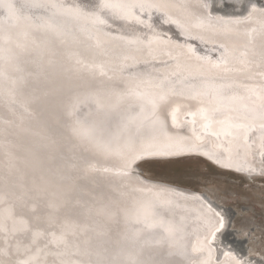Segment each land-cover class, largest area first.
<instances>
[{
	"label": "bare ground",
	"instance_id": "1",
	"mask_svg": "<svg viewBox=\"0 0 264 264\" xmlns=\"http://www.w3.org/2000/svg\"><path fill=\"white\" fill-rule=\"evenodd\" d=\"M153 1L164 2L167 11L170 7L174 9L173 14L178 15L175 21L184 35L189 33L187 38H180L181 31L166 19L150 18L137 8L130 10L133 14L127 19L108 13L104 16L105 24L95 23L90 14L96 11L99 0H3L0 38L5 43L15 44L21 52L9 56L8 67L17 69L20 57L43 49L52 56L58 55L75 74L88 70L102 83L116 77L125 85L113 97L119 95L121 105L137 103L141 106L142 103L144 108L153 105V97L164 101L162 112H147L143 122L134 118L138 114L136 105L132 111L129 108L107 121L106 131L123 148L151 141L160 145L163 135L157 130L163 126L168 136H179L186 142L182 147L178 144L156 146L159 150L176 153L170 156L195 154L223 168L252 174L254 164L261 158L264 160V0ZM38 2L49 7H32ZM120 2L133 4L130 0ZM8 4L16 9L14 14L10 13ZM51 4L57 7L52 8ZM58 20L72 23L68 32L58 27ZM64 34V41L73 40L78 48L85 50L86 57H92L91 64L72 60L70 56L74 51L69 48L72 43L67 42L65 50L55 46ZM154 48L158 51L144 55ZM3 51L0 47V54ZM29 80L40 81L36 77ZM206 109L211 111L206 113ZM2 118L0 115V125L5 120ZM56 136L60 137L58 140L64 138L58 130ZM56 152L59 154L52 163V172L57 178H65L72 168L79 167L86 173L89 169L105 173L123 171L122 168L115 171L116 167L110 163L89 161L80 152H69L65 144ZM128 175L137 179L129 185L152 202L181 207V211L176 209V216L184 215L191 224L189 229L197 230L189 236L186 256H175V251L165 243L142 248L143 241L142 246L138 245L139 251H130L115 239L112 246L104 247L105 241L110 242L105 236L90 237L95 235L91 229L105 228L102 219L96 215L85 217L83 208L72 213L59 212L55 225L49 226L44 211L36 215L26 211L23 215H8L5 208L10 203H2L0 251L4 254L0 255V264H20L26 260L32 264H130L131 261L139 264H264V250L258 251L257 247V256L244 254L243 258L223 247L218 249L225 218L203 193L143 173L129 172ZM36 232L42 235L34 243ZM235 232L248 238L249 253L255 251L250 233L244 235L245 229L241 227ZM80 233H90L86 247L79 243ZM97 242L103 244L95 245Z\"/></svg>",
	"mask_w": 264,
	"mask_h": 264
},
{
	"label": "water",
	"instance_id": "2",
	"mask_svg": "<svg viewBox=\"0 0 264 264\" xmlns=\"http://www.w3.org/2000/svg\"><path fill=\"white\" fill-rule=\"evenodd\" d=\"M130 2L137 5L141 3L159 5V7H145L144 9L137 7V9L141 14H147L146 16L150 18L164 21L166 19V22L174 24L178 27L175 29L181 31V34L178 35L180 38L188 37L189 33L184 35V31L175 21L178 15H174L176 13L173 11L174 9L172 10L170 7V10L167 11L164 8V2L153 0H130ZM166 16L174 18L169 20V17ZM71 24L68 21L58 20V27L64 32H68ZM64 36L66 34L61 40L56 41L55 46L65 50L67 42L72 43L69 47L74 51L70 56L73 57L72 60L75 62L84 60L85 63L91 64L92 57L88 55L86 57L85 50L78 48V44L73 40L64 41ZM2 39L0 38V47H3L4 51L0 54V115L5 120L0 125V205L10 203L11 206L5 208L7 214L19 213L23 215L26 211V213L36 215V213L44 211L49 220V226H51L55 225L56 215L59 212L72 213L83 208L85 217L96 215L102 219L105 225V228L102 226L101 230L92 231L91 229L90 232L95 235L90 237L97 238L101 234L110 242L104 240L105 245L102 242H97L95 245L103 244L102 246L109 247L116 239L118 244L124 248H128L130 251H139L138 245L142 246L143 241H145V245L142 248L147 246L155 248L165 243L175 251L173 253L175 256H186L189 236L194 235L197 230L189 229L191 224L188 223L189 221L184 215L176 216V211H181V207L168 206L163 202H152L150 198L139 194L137 188L129 185L137 180L128 175L129 172L145 173L140 168V163L172 159L176 156L145 154L134 161L130 170L124 168L125 157L130 151L134 150V154L142 150H159V147L156 146L164 144H178L182 147L186 142L179 136L163 135L160 137V141H162L160 145H155L151 141L126 149L106 131L105 126L109 119L122 115L129 108L132 111L135 105L138 114L134 118L143 122L147 112L148 114L152 110L162 112L164 101L153 97V105H145L144 108L141 107L142 103L141 106L137 103L121 105L122 101H120L119 95L113 97L117 94L116 92L120 91V88L125 86L123 82L121 83L116 77H113L111 81L102 83L88 70L81 74H75L74 70L72 72L67 68L63 59L60 60L55 54L50 55L48 50L42 49L34 55L26 54L24 58L20 57L16 63L17 69H11L8 67L7 59L9 56L21 52L15 44L5 43ZM156 51L158 49L154 48L144 55ZM125 55L131 60H136L135 57L131 58L128 54ZM35 77L40 79L39 83L29 80V78ZM113 82L116 83L113 84ZM106 91L109 94L106 95L104 93ZM210 111L211 109H206L204 112L209 113ZM74 129L81 135L74 134ZM56 130L61 133L63 139L58 140L60 137L56 136ZM82 136L89 138L84 139ZM63 144L66 145L69 152L75 154L80 152L89 161L110 163L116 167L115 171L120 168L123 171L105 173L89 169L86 173L79 167V169L72 168L70 174L68 172L65 178H57L52 172L54 170L52 163L59 154L56 151ZM202 160L222 171L246 178L254 176L223 168L204 156H202ZM203 195L214 207L218 205L208 193L203 192ZM225 226L226 229L227 221H225ZM54 227L56 230H60L58 226ZM85 230L87 231V227ZM89 234L80 233L81 236L78 237V239L80 238L79 243L85 247L90 242ZM102 249V251L105 250ZM193 250L191 249L192 253ZM102 253L99 257L102 256Z\"/></svg>",
	"mask_w": 264,
	"mask_h": 264
},
{
	"label": "rangeland",
	"instance_id": "3",
	"mask_svg": "<svg viewBox=\"0 0 264 264\" xmlns=\"http://www.w3.org/2000/svg\"><path fill=\"white\" fill-rule=\"evenodd\" d=\"M258 165L260 166L258 167ZM263 165L264 160L260 159V162L254 164L255 169H252L254 176L246 178L219 170L195 154L181 155V157L166 160L146 161L139 164L145 172L143 173L145 176L200 193L206 192L212 196L218 203L215 207L219 208L225 221H227V228L222 231L219 238L221 246L219 244L218 249L223 247L240 258L245 257L244 254L257 256L259 249L264 250ZM229 223L232 226L229 227ZM240 227L245 229L244 235L250 233L252 238V244H250L253 245L254 250L257 247L258 251L249 253L248 244H246L248 238L235 232Z\"/></svg>",
	"mask_w": 264,
	"mask_h": 264
},
{
	"label": "snow or ice",
	"instance_id": "4",
	"mask_svg": "<svg viewBox=\"0 0 264 264\" xmlns=\"http://www.w3.org/2000/svg\"><path fill=\"white\" fill-rule=\"evenodd\" d=\"M0 6H5L3 0H0ZM8 9L10 10V13L14 14L16 9L14 8L13 5L8 4L6 5ZM32 7H49V5H46L44 3H35L32 5ZM50 7L55 8L57 7L56 4H51ZM139 7L140 9H144L145 7H159V5H151V4H126L120 2V0H99L98 5L96 6V11L91 13V18L95 23L98 24H105L106 20L104 19L105 14L110 13L113 17L115 18H120V19H127L129 16H131L133 13L130 10H133L135 8ZM164 97H161V100H163ZM159 134H162L164 136H168V132L166 127H160L158 130ZM74 134L81 135L77 130H73ZM84 139H88V136H82ZM169 139H171L169 137ZM134 151V150H133ZM133 151H130L128 156L125 157L124 160V168L126 170H130L132 164L134 161L140 159L143 155H159V156H169V155H174L176 153L169 151V150H158V151H149V150H142L139 152H135L133 154ZM42 235L40 232H36L33 235V242L35 243L39 237ZM4 252L0 251V255H3ZM20 264H32L31 261H21ZM38 264V262H37ZM130 264H139L138 261H131Z\"/></svg>",
	"mask_w": 264,
	"mask_h": 264
}]
</instances>
